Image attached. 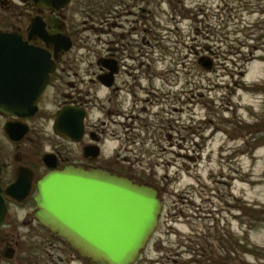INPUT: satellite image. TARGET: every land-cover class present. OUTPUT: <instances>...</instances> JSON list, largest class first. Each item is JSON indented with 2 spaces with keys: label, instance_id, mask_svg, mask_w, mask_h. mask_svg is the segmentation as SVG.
I'll use <instances>...</instances> for the list:
<instances>
[{
  "label": "rangeland",
  "instance_id": "obj_1",
  "mask_svg": "<svg viewBox=\"0 0 264 264\" xmlns=\"http://www.w3.org/2000/svg\"><path fill=\"white\" fill-rule=\"evenodd\" d=\"M148 9L164 35L158 68L177 80L178 130L122 151L162 188L159 225L134 264H264V221L249 229L244 209L264 208V0H152ZM83 34L91 47L107 39Z\"/></svg>",
  "mask_w": 264,
  "mask_h": 264
},
{
  "label": "flooded vegetation",
  "instance_id": "obj_2",
  "mask_svg": "<svg viewBox=\"0 0 264 264\" xmlns=\"http://www.w3.org/2000/svg\"><path fill=\"white\" fill-rule=\"evenodd\" d=\"M151 3L70 0L56 10L36 7L30 0H0V29L44 48L54 62L34 111L16 114L0 108L6 202L0 264H90L37 216L38 183L52 171L67 166L105 170L152 186L161 196L162 188L137 172L130 155L122 154L133 144L145 147L154 134H159L154 142H162V135L178 125V119L170 118L179 111L177 106L169 110L177 80L158 68L164 59L159 47L164 35L162 29L154 34ZM77 12L84 15L82 24L73 19ZM37 15L49 35L70 39L71 47H58L39 34L29 38ZM87 31L107 39L100 48L91 47L90 36L83 34ZM43 232L53 239L48 241Z\"/></svg>",
  "mask_w": 264,
  "mask_h": 264
},
{
  "label": "water",
  "instance_id": "obj_3",
  "mask_svg": "<svg viewBox=\"0 0 264 264\" xmlns=\"http://www.w3.org/2000/svg\"><path fill=\"white\" fill-rule=\"evenodd\" d=\"M30 1L36 7L56 10L70 2ZM44 25L37 15L29 38L39 34L58 47H71L70 39L49 35ZM205 58L202 66L211 69L212 59ZM53 68L47 50L0 29V108L16 114L34 111ZM38 191L39 220L90 264H134L149 246L163 209L154 187L105 170L67 166L45 175ZM5 216L0 168V231Z\"/></svg>",
  "mask_w": 264,
  "mask_h": 264
},
{
  "label": "trees",
  "instance_id": "obj_4",
  "mask_svg": "<svg viewBox=\"0 0 264 264\" xmlns=\"http://www.w3.org/2000/svg\"><path fill=\"white\" fill-rule=\"evenodd\" d=\"M262 130H264V128ZM244 209H245V211H247L249 219H250V223L248 224L249 229L257 228L263 223V221H264V218H263L264 217V208L249 206L247 208L244 207ZM247 245H248V251H251L252 249H254L250 245V243H247ZM245 264H252V263H245ZM254 264H259V263H254Z\"/></svg>",
  "mask_w": 264,
  "mask_h": 264
}]
</instances>
